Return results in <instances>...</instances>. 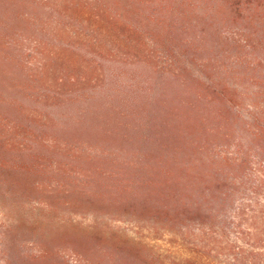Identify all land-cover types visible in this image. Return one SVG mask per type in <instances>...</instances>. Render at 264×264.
I'll list each match as a JSON object with an SVG mask.
<instances>
[{"label": "rangeland", "instance_id": "1", "mask_svg": "<svg viewBox=\"0 0 264 264\" xmlns=\"http://www.w3.org/2000/svg\"><path fill=\"white\" fill-rule=\"evenodd\" d=\"M162 1L149 0L150 9L160 12ZM220 2L213 0L212 6L220 7ZM192 3L200 6L202 0ZM46 11L50 12L43 0H0V36L10 38L11 51L21 44L28 49L36 38H54ZM189 13L194 20L184 26L190 30L186 33L177 20L174 42L199 41L180 47L182 62L191 64V71L204 62L203 74H218L232 82L242 74L249 78V66L236 65L252 62L253 56L223 44V37L238 38L239 26L216 10L197 8ZM24 14H31L34 23L28 26L16 20ZM165 18L172 21L171 16ZM156 62H163L161 56ZM159 68L106 61V81L97 98L44 105L50 110L49 122L20 121L23 126L31 124L35 134L19 127L11 136L13 147H0V264H62V258L70 264H146L150 260L146 257L160 253L172 263L175 252L185 255L192 248L190 232L199 240L197 221L175 224L152 215L170 201L172 191L163 176L169 160L176 153L182 158L190 143L204 137L186 107L194 101L191 87H177L170 69ZM12 78L19 76L0 64L4 100L0 117L9 119L15 115L7 105L12 99L27 110L38 105L10 86ZM203 116L212 123L206 112ZM208 141L215 153L219 140ZM180 188V197L189 194L183 190L188 186Z\"/></svg>", "mask_w": 264, "mask_h": 264}, {"label": "trees", "instance_id": "2", "mask_svg": "<svg viewBox=\"0 0 264 264\" xmlns=\"http://www.w3.org/2000/svg\"><path fill=\"white\" fill-rule=\"evenodd\" d=\"M212 2L202 0L197 6L192 0H165L158 4L160 12H154L149 0H43L50 11L45 16L54 38H36L28 49L22 44L17 47L16 42L13 52L10 38L0 36V64L19 76L10 79V86L26 100L42 104L27 110L22 102H7L15 115L0 117L3 150L13 147L11 136L19 127L34 136L31 124L23 126L22 121L39 118L49 122L46 112L50 110L43 107L97 98L106 81V61L169 68L177 87H191L194 101L186 107L205 138L190 143L182 158L176 153L169 160L163 176L172 191L170 201L155 208L152 215L165 216L175 224L197 221L200 238L190 232L192 248L185 255L175 252L172 263L165 262L160 253L146 257L150 259L146 264H264V72L260 71L264 65V0H221L220 7ZM197 8L216 10L239 26L238 38L223 37V44H233L241 52L246 49L253 56L252 62L236 65L237 69L249 66V78L242 74L232 82L218 74H203L204 62L198 71L182 62L179 49L194 45L199 38L175 43L176 21L180 20L187 33L190 26L184 23L194 20L189 12ZM22 16L16 20L28 26L34 23L31 14ZM157 56L163 62H156ZM204 112L212 117L211 124ZM209 137L219 140L215 153H211L214 146ZM181 185L188 186L183 190L189 194L180 197ZM70 261L62 258L61 263Z\"/></svg>", "mask_w": 264, "mask_h": 264}]
</instances>
